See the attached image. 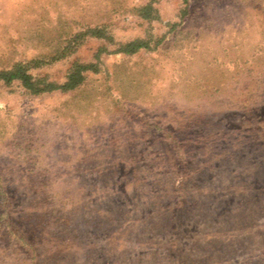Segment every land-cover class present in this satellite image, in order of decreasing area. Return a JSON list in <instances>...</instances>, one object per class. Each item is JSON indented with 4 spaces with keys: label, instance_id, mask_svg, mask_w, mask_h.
I'll list each match as a JSON object with an SVG mask.
<instances>
[{
    "label": "rangeland",
    "instance_id": "obj_1",
    "mask_svg": "<svg viewBox=\"0 0 264 264\" xmlns=\"http://www.w3.org/2000/svg\"><path fill=\"white\" fill-rule=\"evenodd\" d=\"M34 59L92 66L0 82V264H264V0H0Z\"/></svg>",
    "mask_w": 264,
    "mask_h": 264
},
{
    "label": "trees",
    "instance_id": "obj_2",
    "mask_svg": "<svg viewBox=\"0 0 264 264\" xmlns=\"http://www.w3.org/2000/svg\"><path fill=\"white\" fill-rule=\"evenodd\" d=\"M186 0H184L185 2ZM140 14L143 17H147L151 13V8L149 5H144L139 8ZM75 38L82 39L83 36H90L95 38L107 39L100 27L87 28L83 32L74 35ZM141 48H147L144 41L134 39L124 43L119 44L116 48V52L123 54H131L136 52ZM64 56V52L58 54L53 59L61 58ZM43 62L40 60H29L26 62H15L8 69L0 70V82L8 84L12 81H17L24 89L32 94L50 92L54 90H59L61 92L71 90L79 85L83 79V72L89 69L91 64H81L73 62L68 68L63 81L56 83L47 80L45 77H33L29 69L39 67Z\"/></svg>",
    "mask_w": 264,
    "mask_h": 264
}]
</instances>
